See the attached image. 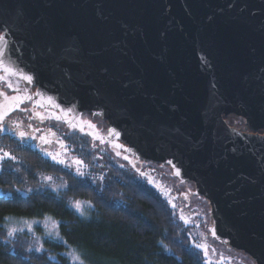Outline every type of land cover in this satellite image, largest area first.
<instances>
[{"label":"water","instance_id":"water-1","mask_svg":"<svg viewBox=\"0 0 264 264\" xmlns=\"http://www.w3.org/2000/svg\"><path fill=\"white\" fill-rule=\"evenodd\" d=\"M0 33L33 77L2 81L32 97L4 98L3 121L29 112L167 170L209 238L264 264V0H0Z\"/></svg>","mask_w":264,"mask_h":264},{"label":"trees","instance_id":"trees-1","mask_svg":"<svg viewBox=\"0 0 264 264\" xmlns=\"http://www.w3.org/2000/svg\"><path fill=\"white\" fill-rule=\"evenodd\" d=\"M26 115L13 113L0 131V264H74L69 252L85 264H225L196 248L192 226L110 151ZM78 201L86 203L82 211ZM11 218H49L55 234L37 241L33 231L11 232Z\"/></svg>","mask_w":264,"mask_h":264},{"label":"flooded vegetation","instance_id":"flooded-vegetation-1","mask_svg":"<svg viewBox=\"0 0 264 264\" xmlns=\"http://www.w3.org/2000/svg\"><path fill=\"white\" fill-rule=\"evenodd\" d=\"M0 92L4 93V95H0V103L5 98V96L12 94V92L6 87L5 83L2 81H0ZM23 109L24 111L29 110L28 106L24 107ZM30 127L32 126L30 125ZM103 149L106 150V148ZM119 163L124 169H127L131 173H134L138 176L140 180L148 183L154 189L159 191V193L164 196L166 201L175 211L178 218L185 225L192 226V229L195 231L192 235L193 238L197 239L199 244H208L209 235L207 231V224L209 216L207 213L206 206L196 199L188 198L187 200H185L183 197V193L186 192L183 186L179 185L176 180L169 175L167 170L158 168L153 165H146L139 169L137 172H134L133 168L127 165L126 163L121 161H119ZM173 205H175V207H173ZM182 216L188 221L187 223H185V219H181ZM211 249H214L215 251H212ZM219 249H221V251H218ZM209 254L214 257L212 261L225 260V264H252L250 261H246L244 258H237L234 254L226 251L220 246L211 245Z\"/></svg>","mask_w":264,"mask_h":264},{"label":"snow or ice","instance_id":"snow-or-ice-1","mask_svg":"<svg viewBox=\"0 0 264 264\" xmlns=\"http://www.w3.org/2000/svg\"><path fill=\"white\" fill-rule=\"evenodd\" d=\"M8 40L6 38L5 35H3L2 33H0V73H3L2 75H0V81H6L7 77L10 76H15L18 79L21 80H25L28 83H31L33 81V77L31 75H27L23 72V70L15 67L13 65V63L11 62V60L9 58H7V51H8ZM7 87L12 88L13 85L11 82H7ZM16 91H19V89H14ZM0 95H4L3 92H0ZM36 95L41 96L42 94L37 92ZM25 99H32L31 95H26V96H14V97H7L5 96V100H11L13 102V107H19V103H22L23 100ZM47 102L49 104H53L55 107L59 108V105H55L52 98L48 97L47 98ZM43 106V105H40ZM2 107V106H0ZM8 108H4V112L0 113V131L4 130V126H3V115L6 114V112L8 111ZM68 111H71L70 109ZM41 119H43L44 117L41 116ZM61 117H57V119H60ZM89 126L90 127H95V125H91L89 122ZM21 137L24 136V133L21 132L20 133ZM118 135V133H117ZM7 153H4V156H7ZM2 158V157H0ZM55 159V157H53ZM61 163H63V161H60ZM77 163H79V161H77ZM168 164H172V161H168ZM175 175L179 176L180 175V171L179 169L176 170ZM171 202V201H170ZM75 207L79 210L80 208V203L77 202ZM173 207H175V205H173ZM181 219H185L183 216L181 217ZM188 221L185 219V223H187ZM212 235L215 237L216 236V231L215 229H212ZM12 233L10 232L9 235H11ZM196 248L202 249L204 251L205 256L207 257L209 250H210V246L206 243H201V244H196L195 245ZM39 250V249H38ZM212 251H215L214 249H211ZM68 255L73 259L74 264H85L84 260L81 259V256L79 254H76L75 252H69Z\"/></svg>","mask_w":264,"mask_h":264},{"label":"rangeland","instance_id":"rangeland-1","mask_svg":"<svg viewBox=\"0 0 264 264\" xmlns=\"http://www.w3.org/2000/svg\"><path fill=\"white\" fill-rule=\"evenodd\" d=\"M78 202L80 203L79 210L82 211L86 203L83 201H78ZM37 226H40L42 228L41 229L42 231H40L39 233L36 232ZM8 227L11 232H18L20 230H27L29 232L33 231L34 234L33 233L32 234H33L34 239L39 241V239H41L43 235L55 234L54 230H55L56 224L52 220H49V218H44V219H40L36 221L24 220V219L20 220L16 218H11L9 219ZM218 251H221V250H218Z\"/></svg>","mask_w":264,"mask_h":264}]
</instances>
